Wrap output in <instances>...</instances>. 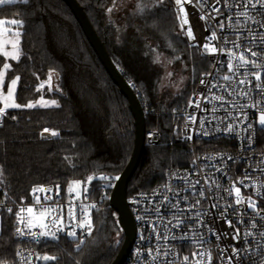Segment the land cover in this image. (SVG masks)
Wrapping results in <instances>:
<instances>
[{
  "label": "trees",
  "instance_id": "1",
  "mask_svg": "<svg viewBox=\"0 0 264 264\" xmlns=\"http://www.w3.org/2000/svg\"><path fill=\"white\" fill-rule=\"evenodd\" d=\"M76 1L132 84L143 108L145 131L162 133L161 144H144L127 183L129 198L160 182L166 169L189 164L187 144L178 140L181 111L208 61L196 46L185 42L167 0H144L143 6L134 0L119 9L114 7L115 0ZM13 18L23 22L18 28L20 56L10 64L5 78H20L14 98L21 107L6 109V116L0 117V195L19 201L35 187L65 189L74 180L118 175L132 153L134 120L126 98L70 8L63 0H15L0 5V19ZM155 34L169 35L178 45L186 77L177 87L166 81L153 57L150 38ZM3 63L0 54V69ZM41 97L55 100L58 106L24 107ZM53 131L58 135H52ZM100 185V179L91 180L92 198L99 196ZM91 221L92 233L83 243L66 237L42 243L39 247L55 257L45 264H110L122 243L123 229L107 197L92 211ZM6 244L17 245L7 222L0 235L3 257L11 256Z\"/></svg>",
  "mask_w": 264,
  "mask_h": 264
},
{
  "label": "built area",
  "instance_id": "2",
  "mask_svg": "<svg viewBox=\"0 0 264 264\" xmlns=\"http://www.w3.org/2000/svg\"><path fill=\"white\" fill-rule=\"evenodd\" d=\"M167 2L175 12L181 36L187 44L197 47L207 59L208 67L195 80L189 102L181 111L183 120L178 140L187 144L189 164L166 169L160 182L149 189L136 191L128 198L135 224V238L122 264H185V256L189 257L187 264H196L201 258L193 254L201 251L210 252L211 264H229L227 258L232 255L233 246L240 250V255L232 260V264H264V238L260 235L264 233V126L258 122L260 109H264V94L255 87L257 83L264 84V43L259 39L252 43L250 37V31L257 36L264 34V28L258 23L264 22V9H248L255 20L246 21L244 17L237 16L244 8L238 6L236 0H227L231 5L229 7L225 6V0H220L219 4L216 0H207L204 4L196 0H182L181 5H177L175 0ZM214 7L222 13L215 20L211 19L212 15H217L212 11ZM202 16L209 18L202 19ZM185 18L187 24H184ZM237 19L240 21L239 27L236 25ZM221 22L225 24L224 29L219 27ZM189 28L194 39L188 36ZM212 32H216L217 39H209ZM238 36L240 39H237ZM232 41L240 47L235 48ZM205 44L209 49L215 47L218 50L210 53L205 50ZM248 48L260 55L252 57L250 52L245 51ZM241 52L262 67L247 65L230 72V53L239 56ZM255 72L261 73L260 81L255 80ZM246 74L249 83L239 84ZM225 75L230 76L231 80H224ZM201 80L205 83L202 84ZM241 92L248 94L241 95ZM213 96H221L223 100L212 99ZM257 101H261L258 107L241 108L255 105ZM197 102L200 107L195 106ZM243 113H247V116ZM5 116L6 113L0 115ZM189 116H194L195 122L189 120ZM201 120L204 121L203 126ZM230 123L235 130L228 133L224 129ZM248 124H252L251 129L247 128ZM204 132L208 135H204ZM161 142L162 133L159 130L145 131V144L155 146ZM117 176H92L83 182L74 180L65 189L57 186L35 187L31 194L19 201H11L0 195L3 223L9 224L11 239L17 243L6 244V252L11 256L3 257L0 252V264H45L48 260L43 257L47 252L39 247L42 243L62 237L78 241L88 238L90 235L86 228L82 230L77 225L85 212V218L91 219L92 211L99 202L109 198ZM93 179L101 181L97 198H92L89 192ZM197 181L199 184H196ZM73 184L79 185V193L71 187ZM236 188L240 189V199L244 201L241 205H235ZM201 190L205 193L204 197L199 195ZM165 196L169 197L167 201L164 200ZM250 199L256 203L255 209L248 207ZM197 200H200V204L189 209L188 205L195 204ZM178 201V207H173ZM228 205H232V208L224 216L222 214ZM29 207L33 208L31 214L27 212ZM10 208L12 212L8 211ZM21 208L25 209L21 215L26 219L30 218L38 224L43 217V222L51 231H56L57 227H63L64 230L56 238L39 236L44 230L39 227L31 229L37 234L36 237L17 235V227L27 232L23 224H18L15 215ZM70 211L75 214V220L71 218ZM196 212L201 213L198 220L193 219ZM177 217L183 220L179 226H176ZM61 220L62 225L54 223ZM228 221H231V227ZM237 228L240 230V239L234 240L232 236ZM72 230L76 232L74 237L67 235ZM248 232L252 235L246 236ZM165 236L168 239L162 238ZM152 257L158 259L153 261ZM203 264H208L207 258H204Z\"/></svg>",
  "mask_w": 264,
  "mask_h": 264
},
{
  "label": "snow or ice",
  "instance_id": "3",
  "mask_svg": "<svg viewBox=\"0 0 264 264\" xmlns=\"http://www.w3.org/2000/svg\"><path fill=\"white\" fill-rule=\"evenodd\" d=\"M14 2H15V0H0V5L11 4V3H14ZM23 2L24 3H27V0H23ZM175 2H176L177 5H181L182 0H175ZM196 2L197 3H200V4H204V3L207 2V0H196ZM216 3L219 4L220 3V0H216ZM236 4L238 6H241V7L244 8V11L237 13V16L244 17L246 21L247 20H255V17L254 16H251L249 14L248 9H250V8L251 9H257V7L261 8V9H264V0H254V2H253V0H236ZM225 6L226 7L231 6V5H229L227 3V0H225ZM109 11H111V9H109ZM181 11H183L182 8H181ZM212 11L217 14V15H212L211 16V19H213V20L217 19V16L222 15V13H221V11H220L219 8H215L214 7L212 9ZM257 14L259 15L260 13L258 12ZM201 18L202 19H208L209 17L208 16H202ZM229 19H231V17ZM7 23H11L12 25L16 26L17 28L21 27L22 24H23V22L21 20L16 19V18H13L11 21H8V20H0V25H4V24H7ZM187 23H188L187 22V19L185 18L184 24H187ZM258 23H260V27L261 28H264V22H258ZM236 25H237V27L240 26V21L238 19L236 20ZM181 27L183 28V24L181 25ZM219 27L221 29H224L225 24L223 22H221L219 24ZM229 27H231V25H229ZM19 35H20L19 31H16L15 32L16 39L12 42V49H13V51H11V52L5 51L4 50V44H3L2 41H0V52H2V54H3L4 57L7 58V57L10 56L11 59H13V60L19 59V56H20V51H19V47H18V45H19ZM188 36L190 38H193L194 39L190 28L188 29ZM250 37H251V42L252 43H255L257 39H259L261 43H264V34H261V35L257 36L256 33L250 31ZM209 39H212V40L217 39L216 32H212V35H211V37ZM237 39H240V37L238 36ZM231 43L233 44V46L235 48H239L240 47V45L237 44L235 41H232ZM204 48H205L206 51H208L210 53H215L218 50L215 47L209 49V47H208L207 44L204 45ZM245 51L250 52V54H251L252 57H257V56L260 55V53H258L256 51H253L251 48L245 49ZM232 61H237V63H233ZM247 65H252L254 68H260V67H262V65L259 64V63H257L256 60H249V59H247L244 56L243 52H241V54L239 56H237L235 53H230V59H229V62H228V69H229L230 72H234L238 68H244ZM9 67H10V65L8 63H4L3 64V68L5 70L9 69ZM169 75H171V74H169ZM208 75H211V74H208ZM253 75H254L256 81H260L261 78H262L260 72H255V73H253ZM49 77H51V70H50V73H49ZM19 79H20L19 77H16V78H14V79L11 80V83L8 86V91H7L8 98H14V92H15V87L14 86L17 85ZM223 79L226 80V81H228V80H231V77L228 76V75H225L223 77ZM3 80H4V73L3 72H0V83H3ZM201 83L203 84V83H205V81L204 80H201ZM238 83L239 84L249 83V81L247 80V74L245 76V79L244 80H240ZM213 87H215V85H213ZM255 87H256V89L260 90L262 94H264V84L257 83L255 85ZM247 94L248 93L241 92V95H247ZM205 99H208V98L205 97ZM212 99L223 100V97H221V96H213ZM47 103L49 105H51V106H58V104H57V102L55 100L49 101ZM260 103H261V101H257L255 105H244V106H241V108H243V107H258ZM191 104H192V102L190 101V106H191ZM34 106H35L34 104L29 103V104L25 105L24 107H34ZM195 106L196 107H200V104L197 102ZM8 107H17L18 108V107H21V105L16 104L14 102L11 103V104L5 103L4 107H0V115L4 114L5 113V109L8 108ZM227 115L228 116H231V113H228ZM243 115L247 116V113H243ZM13 119H15V117H13ZM188 119L191 120V121H193V122H195V120H196V118L194 116H189ZM258 122H259L260 125L264 126V109H260V114H259ZM200 123L203 126L204 121L201 120ZM240 123H243V121H240ZM247 128L248 129H251L252 128V124H248L247 125ZM234 130L235 129H234V127H233V125L231 123L228 124L227 128L224 129V131H226L228 133H231ZM48 131H49L48 129H45V132H48ZM51 134L52 135H58V133L55 132V131H53ZM203 134L204 135H208L207 132H204ZM190 138L191 137H189V139ZM229 159H231V157H229ZM0 175H2V169H0ZM89 179H91V177ZM104 179H109V178L108 177H104ZM73 183H76V182H73ZM205 183H207V181H205ZM196 184H199V181H197ZM193 187H195V185H193ZM235 193H236V197H237L236 200H235V205H241L242 203H244V201H242L240 199V189L239 188H236L235 189ZM199 195L201 197H204V195H205L204 191L201 190L199 192ZM168 199H169L168 196H165L164 197V200L165 201H167ZM183 199L186 200L187 198L186 197H183ZM178 204H179V201L177 202L176 205H173V207H178ZM199 204H200V200H197L195 202V204L188 205V208L189 209H194ZM213 207H218V205H213ZM248 207L255 209L257 207V205H256V203L254 201H251V199H250L249 200V203H248ZM230 208H232V205L226 206L225 211H224V213L222 215L226 216L227 215V212H228V210ZM8 211L9 212H12L13 210L10 208V209H8ZM24 211H25V209L24 208H21L19 211H17L15 213V215L17 216V222H18V224H23V228L24 229H27V232H25L21 227H17L16 228V234L17 235H21V236H23V235H29V236L36 237L37 234L34 233V232H32L31 229L34 228V227H39L41 229H44L43 231H41L39 233V236L56 238L57 235H58V233L60 231H63L64 230L63 227H57L56 231H51L49 229L48 225L43 222V217L41 218L40 222L37 224L32 219H30V218L29 219H26L25 217H23L21 214ZM156 211L158 212L159 209L157 208ZM27 212L29 214H31L33 212V208L32 207H29L27 209ZM256 215L259 216L260 213L257 212ZM70 216H71V218L73 220H75V214L72 211H70ZM200 216H201V213L200 212H196L195 213V216L193 217V219H197L198 220L200 218ZM85 217H87V213L86 212L84 213V216L81 218V221H80V223L77 226L79 228H81L82 230L86 228L87 234L88 235H91V233H92V222H91V219L90 218H87L86 219ZM176 219H177V225L176 226H179V224L183 223V220L180 219V217H177ZM54 223H56L57 225H62V220L61 221H55ZM201 223H202V221H201ZM228 223H229V226L231 227L232 226L231 221H228ZM253 227H255V224H253ZM67 235L74 237V236H76V232L74 230L68 231L67 232ZM245 235L246 236H251L252 233L251 232H248ZM260 235H261L262 238H264V233H260ZM157 238L160 239L161 237L160 236H157ZM162 238L163 239H168L167 236L162 237ZM185 238H187V237H185ZM232 239H234V240H239L240 239V230L238 228L236 230V233L232 236ZM83 242H84L83 241V238H81L80 243H83ZM246 243H247V241H246ZM77 247H79V245H77ZM231 251H232V255L227 258L229 264H232V260L235 257H238L240 255V250L236 249L235 246L232 247V250ZM243 251L247 252L248 249H244ZM17 255L19 256L20 253L17 252ZM149 255H151V250L149 252ZM165 255H168V253H165ZM193 255L194 256L198 255L201 258V260L197 261L196 264H203L204 258H207L208 264H211V254H210V252L201 251V252H198V253H194ZM37 258L39 259V257H37ZM43 259L47 261V260H53V259H55V257H50V256L45 255L43 257ZM156 259H158V257H152V260L153 261H155ZM183 260H184L185 264H187V262L189 260V257L185 256L183 258Z\"/></svg>",
  "mask_w": 264,
  "mask_h": 264
},
{
  "label": "water",
  "instance_id": "4",
  "mask_svg": "<svg viewBox=\"0 0 264 264\" xmlns=\"http://www.w3.org/2000/svg\"><path fill=\"white\" fill-rule=\"evenodd\" d=\"M70 8L79 25L81 26L88 42L97 54L112 81L117 85L119 92L128 102L134 123V143L131 156L124 169L118 174L109 195L110 204L118 214L119 222L123 229L122 243L110 264H122L128 255L135 238V224L130 209V202L126 195L127 183L133 175L145 144V125L142 105L135 93L132 84L123 77L120 69L108 55L103 43L90 24L83 8L76 0H63ZM49 187V186H48Z\"/></svg>",
  "mask_w": 264,
  "mask_h": 264
},
{
  "label": "rangeland",
  "instance_id": "5",
  "mask_svg": "<svg viewBox=\"0 0 264 264\" xmlns=\"http://www.w3.org/2000/svg\"><path fill=\"white\" fill-rule=\"evenodd\" d=\"M137 1L140 5L142 6L145 5L144 0H137ZM133 2L134 0H115L114 7L119 9L122 6ZM0 20H6V19H0ZM11 20L12 19H8V21ZM16 31H19V29L16 26L12 25L11 23L0 25V41L3 42L5 51H9V52L13 51L12 42L16 39L15 37ZM150 43L153 52V57L156 60V62L159 64L160 68H162L163 73L165 74L166 77V81H173V85L177 87L178 85H180V83L184 81L186 77V74L183 73L184 63L179 56L178 45L169 37V35H162V34H155L154 36H151ZM0 54L3 56L2 52H0ZM3 59H4V63H8L9 65L12 62L16 61L11 59L10 56L7 58L3 56ZM0 72L4 73L3 83H0L1 107H4L5 103L11 104L14 102L17 104L15 98H8L7 96L8 86L10 85L11 80L16 78L17 75H14L6 79L5 78L6 70L3 68V66L0 69ZM14 87L16 90V85ZM52 100L53 99L41 97L29 103H32L35 106L48 107L51 105H49L47 102ZM8 108H13V107H8ZM71 187L77 193H79L80 187L78 184H73L71 185ZM2 223H3V215L0 213V231L2 230V225H3Z\"/></svg>",
  "mask_w": 264,
  "mask_h": 264
},
{
  "label": "bare ground",
  "instance_id": "6",
  "mask_svg": "<svg viewBox=\"0 0 264 264\" xmlns=\"http://www.w3.org/2000/svg\"><path fill=\"white\" fill-rule=\"evenodd\" d=\"M168 4V3H167ZM169 6V5H168ZM82 7V6H81ZM170 7V6H169ZM197 48V47H196ZM108 53V52H107ZM208 63V62H207ZM208 65V64H207ZM208 67V66H207ZM190 97V96H189ZM8 115V114H7ZM151 130V129H150ZM147 131V130H146Z\"/></svg>",
  "mask_w": 264,
  "mask_h": 264
},
{
  "label": "crops",
  "instance_id": "7",
  "mask_svg": "<svg viewBox=\"0 0 264 264\" xmlns=\"http://www.w3.org/2000/svg\"><path fill=\"white\" fill-rule=\"evenodd\" d=\"M1 104V103H0ZM13 108H17V107H13ZM13 108H8V109H13Z\"/></svg>",
  "mask_w": 264,
  "mask_h": 264
}]
</instances>
